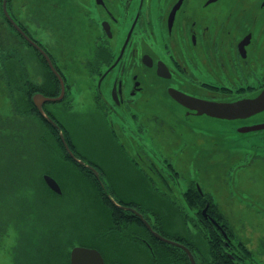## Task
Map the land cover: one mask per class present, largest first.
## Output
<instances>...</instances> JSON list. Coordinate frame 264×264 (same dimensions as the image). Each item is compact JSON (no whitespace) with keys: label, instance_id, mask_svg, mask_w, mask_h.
I'll return each mask as SVG.
<instances>
[{"label":"flooded vegetation","instance_id":"flooded-vegetation-1","mask_svg":"<svg viewBox=\"0 0 264 264\" xmlns=\"http://www.w3.org/2000/svg\"><path fill=\"white\" fill-rule=\"evenodd\" d=\"M252 57L264 69V0H0V73L13 105L9 121L19 119L26 127L10 129L20 131L19 140L26 135L39 137L40 147L49 136L54 139L50 143L69 155L66 144L74 154L80 146L62 118L71 116L76 121L78 114L87 120H102L104 135L118 149L128 150L125 140L118 137L121 126L113 116L132 117L133 122L123 123V127L137 137L143 125L136 107L147 83L151 87L160 81L166 83L162 96L184 110V123L191 124L195 118L199 132H235L226 138L235 143L230 148L264 153V109L215 116L199 113L173 94L179 91L226 103L254 99L264 90V80L254 89V81L260 77ZM82 72L90 94L86 110L77 109V73ZM238 82L241 84H235ZM237 86L246 90L235 95L232 91ZM219 87L228 96L206 95L207 88ZM217 120H225L230 128L217 126ZM259 124L263 126L247 129ZM80 159L99 164L87 157ZM169 165L179 173L174 164ZM237 167H230L227 174L233 175ZM202 180L178 176L175 188L166 191L157 186L160 193H156L157 200L167 195L178 216L186 218L175 232L183 234L196 263L244 264L250 258L261 262L264 242L258 251L239 239L223 210L221 195ZM233 182L229 178L228 185ZM179 190L183 202L177 198ZM125 193L121 195L134 198ZM234 195L225 199L232 202ZM257 206L264 211V203ZM162 210L168 215V209Z\"/></svg>","mask_w":264,"mask_h":264},{"label":"rangeland","instance_id":"rangeland-1","mask_svg":"<svg viewBox=\"0 0 264 264\" xmlns=\"http://www.w3.org/2000/svg\"><path fill=\"white\" fill-rule=\"evenodd\" d=\"M251 64L258 70V73L255 69L253 72L256 71V76L260 77L254 81L255 89L264 80V69H259L263 65L254 57ZM77 74L80 77L76 84L77 109L86 110L85 102L90 94L85 90L87 85L84 77H81L83 72ZM165 85L163 81L151 87L150 82L147 83L142 104L136 107L140 114L138 121L144 127L140 128L142 132H138L137 137L123 127V123L133 122L132 117L113 116L114 122H119L121 126L118 137L125 140L126 151L118 149L113 140L104 135L102 120H87L79 114L76 121L71 116L62 118L80 146L77 153L84 159L87 157L99 163L94 165L102 173L100 175L110 186V191L115 190L116 195L122 198L129 197L120 194L130 192L131 197L134 196L131 199L138 200L144 209L150 207L152 211L156 208L154 211H159L156 212L157 220L162 224L168 223L172 231L180 230L184 224L167 195L159 196V201L156 199V193H160L157 186L166 191L170 187L175 188L174 178L184 175L204 179L205 185L215 187L216 195H221L223 210L233 230L241 237L238 238L247 242L249 247L262 251L260 242H264V211L262 208L258 210L257 205L264 203V153L230 148L235 143L226 138L235 132H199L195 118H191V124L184 123V110L162 96ZM239 87H233L232 93L237 95L246 90ZM219 89L224 88H207L206 95L228 96L226 91ZM12 107L0 73V264H67L72 247L86 245L84 243L90 239L88 235H78L80 227L88 231L96 230L93 218L97 207L92 203V196H95L93 178L96 175L90 169L83 171L78 165L81 163L70 159L61 148H56L55 143H50L54 139L49 136L44 137V147L39 146L37 136L26 135L27 144L26 137L19 140L20 131L11 130L10 127H26L19 119L9 121ZM261 115L264 116V113ZM226 124L225 120H217V126ZM229 128L230 125H226V130ZM135 164H138V168ZM169 164H174L179 173H175ZM237 164L234 174H227L230 167ZM45 174L58 181L61 192L49 185L48 189L44 184ZM229 178L234 179L231 187L228 185ZM84 185L87 192L81 188ZM180 191H177V198L183 202L185 197L179 196ZM232 193L235 195L230 202L225 196ZM111 194L114 196L113 192ZM170 195L176 197L175 193L171 192ZM237 200L243 201L244 206ZM162 205L168 208V215L164 214ZM70 240L74 241V245L70 246ZM115 246L110 242L101 247L107 257L99 249L106 261L112 260L107 264H149V253L144 246L139 244L138 248L122 249ZM55 249L62 250L61 255L65 258L62 259ZM261 257V260L258 259L261 262L250 258L244 264H264V254Z\"/></svg>","mask_w":264,"mask_h":264},{"label":"trees","instance_id":"trees-1","mask_svg":"<svg viewBox=\"0 0 264 264\" xmlns=\"http://www.w3.org/2000/svg\"><path fill=\"white\" fill-rule=\"evenodd\" d=\"M67 155L71 159L70 155L69 154ZM75 155L80 157L78 153H76ZM78 165L83 171L85 170L90 171L89 170L90 168L89 166H87V164H78ZM99 173L102 175L101 172ZM101 175L100 178L97 176H96L97 178L96 177L93 178L94 180L93 189L95 192V196L94 198L92 196L93 199L92 203L94 207H97V212L94 214V218H93L96 222L94 228L96 230L94 229H93L94 231H88L86 229L84 230L82 229L83 228L82 226L80 227L81 229H79L80 231H77L78 235L80 234L88 235L90 237L89 241L86 240V242L88 243H84V244L88 246L98 247L99 249H101V247L104 244L110 242H112L114 246L115 245L119 246L118 249H122L124 247L138 248V245L140 244L144 246L149 253V261H148L149 264H191V261L186 251L181 246L158 238L153 233V231L146 226L145 222L141 219L138 213L133 211L130 207L135 208L137 211L142 213L144 218L152 226V229L156 230L158 233L162 234L163 236L185 244L184 243L185 240L183 239V234L170 230V228L168 227V223L162 224L161 221H158L157 219H159V217L157 216L158 215L157 213L159 211L158 210L154 211L156 208L154 210L152 209V211H154L153 213L155 214H150L151 208L149 207L147 209H144L142 205L138 203V200H134L131 198H122L116 195L115 190L110 191L109 189L110 186L106 184L104 178ZM44 184L47 185V187H49L46 182ZM143 185L145 186L146 184L144 183ZM81 188L84 189L85 192H87L88 190L85 185ZM48 189H50V187ZM110 192H113L114 197L116 201L120 204V206L113 202L109 194ZM165 207H163L162 205L161 208H165ZM166 209L168 208L166 207ZM181 219H182V223L185 225L186 218H181ZM169 221L170 219L168 218L167 222ZM143 239L150 245V248L143 241ZM207 239H208L207 242H210L208 236ZM68 243H70V246L74 245V241L72 240H70ZM55 250H57L55 252L61 255L62 250L60 249H55ZM101 250L105 254L104 250L103 249ZM64 258L65 257L62 256V259ZM111 261L112 260L107 259V263Z\"/></svg>","mask_w":264,"mask_h":264},{"label":"water","instance_id":"water-1","mask_svg":"<svg viewBox=\"0 0 264 264\" xmlns=\"http://www.w3.org/2000/svg\"><path fill=\"white\" fill-rule=\"evenodd\" d=\"M173 94L180 102L184 103L185 105H187L191 108H196L199 113L206 112L207 114L215 115V116L229 117V116H232L236 113H245L249 109L250 110H256V111L264 109V90L254 99L241 100V101H238L236 103L212 102V101H208V100H204V99L194 98V97L188 96V95H186L182 92H179V91H175V93H173ZM38 97H39V94L34 95V101L36 104H37ZM53 124L56 125L55 123H53ZM261 126H263V125H260V124L254 125V126H250L247 129H256V128L261 127ZM61 137L64 141L65 137H64V134L62 132H61ZM66 147L68 148L70 155H72L78 162H80L81 164H86L84 162V160L75 156V154L72 152V150L69 149L67 144H66ZM87 166H89L93 170L95 175L97 177H99V172L94 167L93 164H87ZM44 178H45L47 184L52 189H54L57 192H61V187H60L59 183L57 182V180L53 176H51L49 174H45ZM110 197L115 204L120 206V204L116 201V199L112 195H110ZM131 209L138 213V215L141 217V219L145 222L146 226L149 229H151L153 231V233L158 238L181 246L189 254L191 261H192V264H196V261H195V258H194L192 251L186 245H184L178 241H174L172 239H169V238L161 235L160 233H158L156 230H153L152 226L144 218L142 213H140L139 211H137L133 208H131ZM70 259H71V264H105L104 257H103V255L99 249H97L95 247L84 246V245L74 246L71 250ZM111 264H121V263L114 262Z\"/></svg>","mask_w":264,"mask_h":264}]
</instances>
